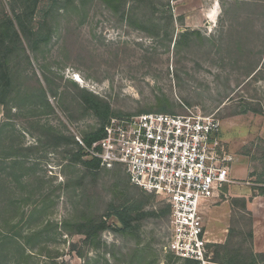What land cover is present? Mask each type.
<instances>
[{
    "label": "rangeland",
    "instance_id": "rangeland-1",
    "mask_svg": "<svg viewBox=\"0 0 264 264\" xmlns=\"http://www.w3.org/2000/svg\"><path fill=\"white\" fill-rule=\"evenodd\" d=\"M223 1L235 0H152L148 8L140 0V7H137L139 9L132 18L136 21L145 16L147 21L152 22L143 26L144 30L135 24L129 26L121 14L112 15L98 2L90 12L88 21L82 25L76 17H61L49 53L42 55L40 61H32L31 65L24 61L21 65L31 86L35 85L34 73L45 85L46 73L51 84L59 90L57 99L49 96L55 113L42 117L40 123L74 137L82 136L83 132L96 127V119L92 116L78 118L77 115L76 120H70L72 111L76 112L73 108L76 97L74 83L81 89L107 99L115 112L127 116L136 115L149 107L155 108L156 98L166 95L176 114H185L187 108L194 107L207 115L216 114L222 122L219 139L227 152L233 158L245 159L251 167L250 176L233 185V194L241 195L245 188H250L257 195L264 182V56L262 59L261 55L264 51V0H238L252 4L249 10L252 13V33L249 40H236L237 46L232 49V56L226 50H219L212 41L184 49L181 53L175 49L177 38L185 32L200 31L207 38L219 35L220 28L225 25ZM3 5L5 12L10 14L9 0H0V17ZM245 12L248 10L240 11V21L246 18ZM238 44L241 46L238 47ZM246 52L250 54L246 55ZM256 65L261 71L255 78H247L249 70ZM176 69L186 71L181 74L180 82L174 77ZM227 97L231 99L229 102ZM33 120L24 116L16 117L13 120L15 132L9 140L18 147L36 145L39 135L36 132L34 135L28 133L33 125L36 126ZM5 121L4 108L0 107V124ZM52 149L29 153L26 165L35 168V172L30 176L29 187L26 184H23L25 187L15 185L16 196L20 200H28L32 191L37 194L29 205L25 202L21 205L27 217L33 205H40L43 196L46 204L52 205L51 215L44 220L51 225L47 230L51 237L47 244L48 250L60 264H85L84 259L77 255L78 251L86 252L90 259H96L99 252L95 249L86 250L83 236L70 237L61 229V223L73 216L81 219L88 215L87 212L99 218L105 214L111 201L119 204L133 192H127L125 196L123 185H113L115 180L128 179L123 168L119 167L117 173L103 172L94 185L87 187V196L91 198L94 209L85 211L86 202L81 198L83 190L73 185L67 187L72 180V183L76 181V175L73 169L65 167L69 161V158L63 157L65 149ZM77 169L83 170L80 166ZM87 181L91 182L90 179ZM129 185L131 191L142 194L140 188H133L131 183ZM147 194L154 199L147 204L145 212H157L165 206L155 194ZM219 199L227 198L222 195ZM6 200L7 197L1 199V204L5 205ZM237 205L227 228L225 242L228 250L240 246L247 250L253 248L249 237L252 215L242 211V201ZM253 209L260 220L264 219V197ZM222 212L219 210L213 216H206L209 229L219 235L220 228L224 226V223H218V220L222 221ZM7 217L8 214L0 215V234L4 231ZM108 223L112 228L116 225L112 219H108ZM169 224V215L161 218L150 216L141 223L138 239L122 236L109 229L103 233L101 243L108 245L109 249L116 246L117 250L130 254L140 241L139 251L147 248L150 261H157V264H184L183 260H169L170 256L164 253ZM20 228L27 232L26 225L20 224ZM71 244L77 245L75 252H72ZM209 249L215 258L216 248L209 246ZM221 253L225 254V251ZM107 257L114 263L110 255ZM128 261L131 259L126 258L124 263ZM139 261L136 259L134 263L140 264ZM40 264L51 262L48 258L41 259Z\"/></svg>",
    "mask_w": 264,
    "mask_h": 264
},
{
    "label": "trees",
    "instance_id": "trees-1",
    "mask_svg": "<svg viewBox=\"0 0 264 264\" xmlns=\"http://www.w3.org/2000/svg\"><path fill=\"white\" fill-rule=\"evenodd\" d=\"M97 2L112 15L121 14L123 21L125 20L129 26L135 24L144 30L145 27L143 26L152 23L147 21L145 16L141 20L140 18L136 19V21L132 18V15L139 9L137 7H140V0H9L10 14L5 12L3 5L0 17V107L4 108L6 121L0 124V215L8 214V217L4 220L5 228L0 234V264H40L41 259L47 258L51 264H60L47 248L51 238L47 230L51 225L44 220L51 215L52 205L46 204L47 202L42 196L43 200L40 198V205H33L27 217L21 205L25 203L29 205L32 197L37 194L32 191L28 200H20L16 196L15 185L25 187L23 184H26L29 187L31 185L30 176L34 175L33 172H35V168L26 165L29 153H39L47 148H53L52 150L55 151L62 147L65 149L62 152L63 157L69 158L65 167L73 169L72 172L76 175V181L73 183V180L69 181L67 187L73 185L83 190L81 198L86 202L85 211L94 209L91 198L87 196V187L94 185L103 172H119V167L107 170L101 167L99 161L86 159L84 151L78 146L74 136H68L61 130L40 123L42 117L55 113L49 102V96L57 99L59 96L58 87L51 84L46 73H44L45 85L34 73L35 85L31 86L29 84L30 79L26 78L21 68L23 61L31 65L32 61H40L42 55L49 53L56 31L59 29L57 23L61 17L69 19L76 17L82 25L88 21L90 12ZM143 2L147 8L153 3L152 0H143ZM167 6L170 8L169 4ZM251 8L252 4L248 1L242 3L238 0L234 2L223 1L225 25L220 28L219 35L207 38L200 31L182 33L175 43L177 53H181L184 49H191L197 44L203 45L205 42L212 41L219 50H226L232 56L234 53L232 49L237 46L236 40H249L252 33L250 22L252 13L249 12ZM241 10H248V12H245L246 18H241L240 21ZM154 28L156 29V26ZM239 46L241 44H238ZM249 54L250 52H246V55ZM261 55L263 59L264 51L261 52ZM258 66L256 65L249 70L247 78H255L261 71ZM183 72L186 73V71L178 69L174 71V77L178 82L181 81ZM73 86L76 88L75 106L73 107L76 112L72 111L70 120H76L77 115L78 118L92 116L96 119V127L82 133L81 137L87 145H91L103 137L105 127L111 118L127 116L115 112L107 99L84 88L81 89L75 83ZM156 100L157 106L155 108L142 109L138 114H176L166 95L160 96ZM226 100L229 102L231 99L227 97ZM20 116L27 119L32 118L36 123V126H32L33 129L28 130L30 134L34 135L36 132L39 135L35 142L36 145L32 147H18L14 141L9 140L10 135L15 132L13 120ZM78 166L83 170H78ZM34 167L37 165L34 164ZM88 179L91 182L87 183ZM129 183V177L125 181L122 179L115 180L113 185L115 187L123 185L125 196L127 192L133 193L130 196L128 194L125 200L119 204L111 201L105 214L101 217L95 218L94 213L85 212L88 215H84L81 219L73 216L61 223V229L70 237L83 236L82 242L86 250L95 249L99 252L96 259H90L86 252L78 251L77 255L84 259L85 264H135L134 260L136 259L141 260L139 261L140 264H157V261H150L149 257L148 260L147 248L139 251L140 241H138V247L130 254L117 250L116 246L109 249L108 245L101 243L103 233L109 229L115 230L122 236L138 239L141 223L144 220L150 216L161 218L170 214L168 206L160 208L157 212H145V207L154 197L143 190L142 194L131 191L132 188ZM261 185L257 195L264 197V182ZM133 188L139 189L134 186ZM4 197H7V200L6 204L2 205L1 199ZM237 202L239 201L234 200V203ZM242 206L246 210L245 200ZM108 219L115 221V227L112 228V225H109ZM44 223L47 225L45 226ZM20 224L26 225L27 232L20 228ZM249 237L253 244L252 229ZM44 245L45 247H43ZM71 246L72 252H75L77 245L71 244ZM210 247L216 248L214 260L217 262L264 264V254L255 253L252 247L246 250L240 246L228 250L227 243ZM101 248H103L102 251ZM223 251L225 254L221 253ZM107 255L113 258L114 263H111ZM126 258H130L131 261L124 263ZM173 259V257H169V260L172 261ZM184 264L197 263L187 260L184 261Z\"/></svg>",
    "mask_w": 264,
    "mask_h": 264
},
{
    "label": "built area",
    "instance_id": "built-area-1",
    "mask_svg": "<svg viewBox=\"0 0 264 264\" xmlns=\"http://www.w3.org/2000/svg\"><path fill=\"white\" fill-rule=\"evenodd\" d=\"M186 111L114 117L91 145L79 135L75 138L86 159L107 170L123 168L133 186L169 207L165 255L222 264L209 249L203 205L234 184V158L219 139L222 122L216 114H204L198 107Z\"/></svg>",
    "mask_w": 264,
    "mask_h": 264
},
{
    "label": "crops",
    "instance_id": "crops-1",
    "mask_svg": "<svg viewBox=\"0 0 264 264\" xmlns=\"http://www.w3.org/2000/svg\"><path fill=\"white\" fill-rule=\"evenodd\" d=\"M250 173V164L246 163L245 159L238 157L234 158V161L231 164V176L234 179V184L224 186L222 192V195H224L227 199L221 200L219 198H215L207 202V204L204 206L203 211L205 216V232L209 246L225 245L228 231L227 228L229 227L230 221L232 219L234 208L235 206H239L237 204L239 202L241 203V201L243 204V201L245 200L247 207L246 210L242 209V211L244 210L243 212H248L252 215L250 216L252 218V231L254 235V252L257 254H264V219L260 220L253 209L255 204L260 202L262 197L254 195L250 188H245L241 195H234L232 191L233 185H235L237 181L246 180V178L250 176ZM234 200H238L239 202L234 203ZM219 210L223 211L220 213L222 216V221L218 220L220 222H217L222 224L224 223V226L220 228L221 235L209 229V219H206V216H213V214Z\"/></svg>",
    "mask_w": 264,
    "mask_h": 264
}]
</instances>
